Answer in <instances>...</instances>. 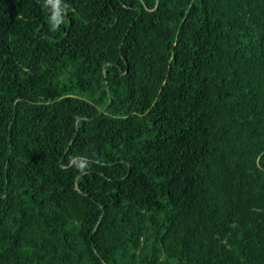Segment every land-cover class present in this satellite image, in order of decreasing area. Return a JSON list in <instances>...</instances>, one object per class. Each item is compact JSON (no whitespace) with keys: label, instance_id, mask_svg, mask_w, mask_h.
I'll list each match as a JSON object with an SVG mask.
<instances>
[{"label":"trees","instance_id":"obj_1","mask_svg":"<svg viewBox=\"0 0 264 264\" xmlns=\"http://www.w3.org/2000/svg\"><path fill=\"white\" fill-rule=\"evenodd\" d=\"M65 3L0 0V264H264V0Z\"/></svg>","mask_w":264,"mask_h":264},{"label":"clouds","instance_id":"obj_2","mask_svg":"<svg viewBox=\"0 0 264 264\" xmlns=\"http://www.w3.org/2000/svg\"><path fill=\"white\" fill-rule=\"evenodd\" d=\"M43 7L51 13L49 17L51 29L53 31L58 30L59 26L64 22L67 11L65 0H43ZM79 167L83 169L84 165L80 164Z\"/></svg>","mask_w":264,"mask_h":264},{"label":"water","instance_id":"obj_3","mask_svg":"<svg viewBox=\"0 0 264 264\" xmlns=\"http://www.w3.org/2000/svg\"><path fill=\"white\" fill-rule=\"evenodd\" d=\"M76 118H77V120H79V119H80V117H79V116H77Z\"/></svg>","mask_w":264,"mask_h":264}]
</instances>
